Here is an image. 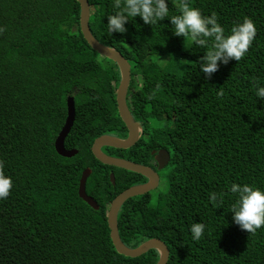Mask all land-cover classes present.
I'll return each mask as SVG.
<instances>
[{"label":"trees","instance_id":"obj_1","mask_svg":"<svg viewBox=\"0 0 264 264\" xmlns=\"http://www.w3.org/2000/svg\"><path fill=\"white\" fill-rule=\"evenodd\" d=\"M87 1L94 38L130 64L127 103L143 127L131 148L105 149L145 166L154 150L170 157L165 190L120 208L121 241L129 248L162 241L166 264H264V228L251 234L233 223L235 197L228 191L233 183L264 191V101L255 97L264 86V0H189L204 16L215 12L225 35L245 17L256 27L245 57L218 62L207 78L198 68L207 49L184 46L169 20L149 26L136 17L123 35L109 34L114 0ZM176 2L170 0L169 17L179 14ZM0 29V161L13 181L10 196L0 200V264H156V251L128 258L110 241L109 203L146 179L101 165L91 153L97 137L124 138L127 131L116 109L118 68L84 40L78 3L0 0ZM69 96L75 118L64 146L78 153L65 158L54 143ZM85 169L86 193L97 211L78 197ZM212 192L224 193L220 208L209 203ZM4 202L15 203V210ZM193 223L206 226L199 242L191 238Z\"/></svg>","mask_w":264,"mask_h":264},{"label":"clouds","instance_id":"obj_2","mask_svg":"<svg viewBox=\"0 0 264 264\" xmlns=\"http://www.w3.org/2000/svg\"><path fill=\"white\" fill-rule=\"evenodd\" d=\"M169 3L170 0H114L112 5L114 13L107 16L108 32L109 34L123 35L127 31L125 25L136 17H139L144 25L149 26H156L160 21L167 19L174 27L173 34L176 37L183 38L184 46L207 49V52L198 61L199 71L206 78L218 71V62L227 64L230 60L238 62L243 59L256 37V27L250 18L245 17L242 22L231 28L230 35H225V29L218 22V16L215 12L210 16H204L199 8L190 6L189 0H177L176 8L179 10V14L169 17ZM130 80L131 67L129 84ZM255 97L260 101H264V86L256 87ZM126 104L128 107L127 95ZM128 110L130 111L129 107ZM134 121L136 120L134 119ZM139 124L142 128V137L143 127L141 123ZM65 149L67 151H77L76 149ZM107 156L114 157L113 155ZM3 167V162L0 161V200L7 199L13 188L12 177L5 174ZM148 167L156 171V165ZM228 191L235 197V202L230 209L233 223L240 230L251 234H255L257 230L264 228V191L248 184L239 185L236 183H233ZM223 196L224 193L212 192L209 194V203L216 208H220L224 203ZM4 203L6 209L15 210V203ZM205 227L203 223H193L191 225L190 233L193 241L199 242L202 239L205 234Z\"/></svg>","mask_w":264,"mask_h":264},{"label":"water","instance_id":"obj_3","mask_svg":"<svg viewBox=\"0 0 264 264\" xmlns=\"http://www.w3.org/2000/svg\"><path fill=\"white\" fill-rule=\"evenodd\" d=\"M75 1L79 5V28L84 40L87 42L89 47L93 51H95L100 57L108 59L109 61L114 63L118 68L120 81L116 90L115 102L118 116L127 131V136L125 138H119L113 135H102L97 137L91 145V153L93 157L102 165L123 169L125 171L141 175L146 179L145 183L133 185L123 190L121 193L116 195L114 199L109 203L106 220L109 229L110 241L114 247V250L120 255H123L128 258H137L149 252L150 250H154L158 254L156 264H166L169 257L168 248L162 241L156 238L149 239L139 244L135 248H129L124 245L118 233L117 216L120 208L128 199L137 196H142L158 188L160 177L157 172L161 171L168 165L170 158L169 153L168 151L163 149L154 156V161L156 163L155 171L151 167L121 158L110 157L102 152L101 149L103 147L117 150H127L131 148L140 139L142 134V128L138 122L134 121L126 104V95L128 91L130 76V65L128 61L118 51L99 43L94 38L89 28L90 7L88 1ZM66 107L67 116L62 129L56 137L54 148L57 154L65 158H71L77 154V151H67L64 147V141L67 135L69 134V131L73 125L75 118V102L73 96L68 97L66 99ZM89 175V169H86L82 173L81 178L79 180L77 193L78 197L84 203H86L91 209L97 211L99 209V206L90 196L87 195L85 189L86 181ZM110 181L112 185H114V175L112 173L110 174Z\"/></svg>","mask_w":264,"mask_h":264},{"label":"rangeland","instance_id":"obj_4","mask_svg":"<svg viewBox=\"0 0 264 264\" xmlns=\"http://www.w3.org/2000/svg\"><path fill=\"white\" fill-rule=\"evenodd\" d=\"M165 62H166V58L165 57H161L158 60V63L160 64V66L164 65ZM156 126H157V123H153V127L156 128ZM105 148H107V147H105ZM117 158H119V157H117ZM121 159H123V158H121ZM169 172H170L169 168H163L161 171H159V174L161 173V175H160V181H159V186L157 188V192L160 191V190L161 191H164L165 190V188H166V180H165L164 177H165L166 174H169ZM156 193H153V197L155 196Z\"/></svg>","mask_w":264,"mask_h":264},{"label":"flooded vegetation","instance_id":"obj_5","mask_svg":"<svg viewBox=\"0 0 264 264\" xmlns=\"http://www.w3.org/2000/svg\"><path fill=\"white\" fill-rule=\"evenodd\" d=\"M64 125V124H63ZM58 136V135H57ZM115 136V135H114ZM102 150V152H104L105 154H108V155H112V153H110L109 151H107V149H105V148H102L101 149ZM161 150H163V149H158V150H154V151H152L151 152V154H152V157H153V161H151L149 164H150V166L152 165V167L154 166V165H156V163H155V161H154V156L159 152V151H161ZM110 176V175H109ZM145 183V182H144ZM142 184V183H141Z\"/></svg>","mask_w":264,"mask_h":264}]
</instances>
